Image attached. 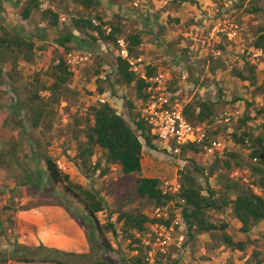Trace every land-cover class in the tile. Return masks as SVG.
Segmentation results:
<instances>
[{
	"label": "rangeland",
	"instance_id": "rangeland-1",
	"mask_svg": "<svg viewBox=\"0 0 264 264\" xmlns=\"http://www.w3.org/2000/svg\"><path fill=\"white\" fill-rule=\"evenodd\" d=\"M13 1L15 0H5V3ZM26 1L21 0L20 2L25 4ZM128 1V12L138 14L133 20L135 22L132 24V29L128 30L129 24L125 23L127 33L139 30L144 33V42L140 48L141 56L135 58L140 60L135 67L137 73L142 76L147 74L150 65L156 66L158 71L155 75L162 73L167 79L166 90L163 93L173 96L177 94L174 101L195 104L201 99H209L218 103L217 116L224 113L226 109L230 113L234 112L230 124L217 123L214 120L211 127L213 130L220 128L221 137L228 139L226 140L228 145L226 153L236 152L237 161H241L245 168L236 167V161H231L235 168L232 171L222 170L224 163L220 162L217 165L219 169L212 174V166L219 157L204 153L198 157L197 163L205 167L206 171L204 174L200 173L197 178L205 187L204 194L208 195L209 183V186L216 191V197L235 199V187L229 188V185H235L236 181L241 187H254L257 178L251 169V150L235 144L231 135L239 129L240 119L245 115H250L252 118L248 125L249 129L257 135L264 133V113H259L260 109H264V90L262 89L264 53L253 46L259 29L264 28V0H139V7L132 6L136 0ZM61 2L63 3L60 9L64 15V30L71 32L72 18L81 10L74 0H61ZM24 4L18 5L17 9L8 10L6 7V10H0V23H5L10 28L23 29L22 31L28 37L43 46L42 41H48V38L37 40L34 32L36 28L47 30L49 25L46 22L45 26H40L38 12L33 14L34 25L31 20L30 23L24 22L21 19ZM256 5L261 6L263 11L252 13ZM103 8L112 14L109 15L113 20L122 19L118 14L119 10L117 14H114L112 6L104 5ZM104 10L100 11V14L104 17L108 16ZM236 26L238 27L237 34L231 38L227 33L232 32L233 28L236 29ZM83 36L90 39L87 35ZM51 43L52 41H48L45 45ZM220 45H223L224 49ZM72 50L88 53L92 60L78 73H74L71 83L73 92L67 100L56 106L53 114L46 116L43 127L37 131V136L43 139L42 142L45 145L43 151L55 161L61 160L65 163L66 172L70 174L75 183L97 189L102 193L106 200V209L99 214L101 223H108L112 216V221H117L119 213L116 211L122 206L121 201L126 197H130L132 201H124V209H138L151 217L154 205L147 199L133 197L138 179L156 177L160 178L162 183L166 180H180V171L187 167L188 157L182 156L181 153L173 155L155 142V147H151L142 139L145 145L143 158L145 170L142 174L125 175L118 165L111 166L108 175L102 176L101 171L94 173V164L100 160L103 165L102 169L107 167L101 150L93 157L92 166H83L82 162H78L76 135L87 125L88 121L93 122L92 111L82 114L80 107L98 103L97 92H93L89 87L94 83L95 77L100 76L99 72L103 73L104 77L110 76V78H100L95 80V83L105 88H113L118 96L125 100L126 105L128 101L137 102L138 99L133 86H125L123 89L116 90L113 83V80L117 81L115 65L120 55L119 46L99 42L97 49L93 52L79 48ZM60 55L62 54L59 53L58 56ZM52 63L53 58L46 59L37 51L34 63L20 64L18 70L21 72L22 80L19 86L23 94V102L31 103L29 98L34 92L33 83L36 73L38 71L49 72ZM252 67L255 69L256 84L252 80L244 81L237 75V72H243L250 77ZM42 80L48 84L54 81L47 74H42ZM119 90L122 92H118ZM4 91L5 96L1 94ZM42 95L48 99L50 93L42 92ZM14 102L16 98L11 88H0V104L5 105L0 108V131L3 127L11 130L16 124L11 112ZM249 103L252 105L250 106ZM135 104L134 113L140 114L141 103ZM38 105L40 106L41 103ZM238 111L241 114L237 115ZM18 112L25 116L23 110ZM119 112L126 115L128 121L136 128L135 119L132 118L127 108L120 109ZM79 120L82 121L80 125H78ZM26 125L29 128L28 120H26ZM20 140L21 137L16 136L15 141ZM23 152V149H20L17 156L15 154L11 156L8 148L0 145V243H6V240L11 242V237H16V215L24 209L32 210L40 206L65 204L73 211L82 210L84 212V207L73 196L67 195L62 186H53L47 181L40 191L32 184L22 185L23 182H27L25 179L27 171L32 172L39 168L43 169V175L46 174V164L42 156L34 161L27 160ZM228 153L222 159L229 157ZM237 168H240L241 172L239 176L234 177L233 173ZM255 189L261 192L256 187ZM208 214L212 222L220 227L227 225V228L212 232L195 230L193 231L195 237L192 238L188 233V225H186L185 229L179 232V235H184V240L179 242V246L174 247L168 256L163 257L159 261L160 264H264V222L250 234H244L241 231L242 224L235 217L231 206L224 207L221 211L210 209ZM117 230V235L108 234L113 249L96 250L94 253L99 255L100 260L124 264L126 260L138 255L142 245L141 241L137 242L139 239L137 233L133 232L132 236H129L124 232L122 224L117 225ZM2 232H5L6 237L1 234ZM225 233L231 235L236 242L245 244V249H233L228 246L224 241ZM47 241L51 242V238L47 237ZM100 241H102L101 238ZM4 252H6L4 248L0 247V253Z\"/></svg>",
	"mask_w": 264,
	"mask_h": 264
},
{
	"label": "trees",
	"instance_id": "trees-1",
	"mask_svg": "<svg viewBox=\"0 0 264 264\" xmlns=\"http://www.w3.org/2000/svg\"><path fill=\"white\" fill-rule=\"evenodd\" d=\"M58 1L27 0L21 12V19L29 23L34 12L41 11L42 20L48 22L53 28H60L63 13L54 7ZM74 3L81 11L72 18L71 27L73 30L86 34L90 39H80L75 35L74 31L67 32L65 30L55 33L54 37L51 38L50 32L47 31L48 29L36 28L34 33L37 35V40H47L48 38L66 51L79 48L93 52L97 49V43L99 42L119 46L118 40L124 37L128 43L129 58L118 56L115 66L116 82L129 87L133 86L139 99H147L149 96L147 89L150 83L132 69L128 60L141 56L140 48L144 42V33L142 31L127 33V26L123 18L106 20L100 14L99 9L103 5L101 0H74ZM6 4L5 0H0V10H6ZM46 4L48 7L42 9V6ZM260 11H263V9L261 6L256 5L251 12L259 13ZM22 30L17 27L10 28L5 23H0V88L10 87L16 98V102L11 106V112L15 117L16 124L11 130L7 129V127L1 129L0 145L6 146L11 156L14 154L17 156V152L23 149L27 160L34 161L41 156L44 158L46 174L43 175V169L39 168L32 172L27 171L25 175L27 182H23L22 185L32 184L40 191L47 181L53 186H62L67 195L73 196L84 207V212L82 210L73 211L68 205L56 204L72 214V217L76 219L88 235L93 251L90 255H83L87 257L88 263L85 264H114L111 261L100 260L99 255L94 253L96 250L113 249L108 234L117 235L118 224H122L124 232L129 236H132L131 233L133 232L143 233L150 222H157V220L152 219L141 210L124 209L123 202L132 201L130 197H126L121 201L122 206L116 211L119 213L117 221H112V216L108 223H101L99 214L106 209V200L102 193L97 189L75 183L71 179L70 174L63 171L57 161L43 151V146L45 145L42 142L43 139L37 136V131L43 127L46 116L53 114L56 106L69 98V95L73 92L71 83L75 74L69 69L63 56L56 55L50 66L51 72L46 71L43 73V71H38L36 73L33 83L34 92L29 98L31 103H28V101L26 103L23 102V94L20 92L19 86V82L22 80L21 72L18 68L22 63H34L37 51L43 47H39L37 41L28 37ZM253 46L264 53V28L259 29ZM220 47L224 49L223 45H220ZM59 57L62 62L57 64ZM250 69V77H247L243 72H237V75L244 81L252 80L256 84L255 69L254 67ZM157 71L158 68L156 66L150 65L146 75L148 78H152ZM42 74H47L53 78V83L44 82ZM262 89L264 90V83ZM98 91L103 94L106 89L99 84ZM42 92L50 93L48 99L42 95ZM1 94L5 96L6 92L4 91ZM40 103L41 105L39 106L38 104ZM128 105L130 115L135 119L134 124L137 129L110 103H105L93 107V122L88 121L87 125L76 135V157L77 161L82 162L83 166H92L94 164L93 157L98 151L101 150L104 155L107 167L102 169L103 165L100 160L94 164V173L101 171L100 174L102 176L108 175L111 171L110 167L114 165L120 166L125 175L143 173L145 145L142 139L151 147H155V144L151 136L150 127L141 119L139 113H134L135 106L132 101H128ZM249 105L251 106L252 104L249 103ZM3 106H5L4 103H1L0 108ZM21 110H23L25 116L18 112ZM184 113L194 123L212 125L217 116L216 114H218V103L209 99H201L195 104L188 102L184 104ZM259 113H264V109H260ZM26 120L29 121V128L26 125ZM251 120L250 115L242 117L239 129L233 132L231 137L235 144L245 146L251 150V169L257 179L254 187H241L239 186L240 183L236 181L235 185H229V188L235 187V199L228 200L225 197L223 199L216 197L217 193L209 186V183L207 187L208 195L204 194L205 187L197 177L200 173L204 174L206 168L200 166L197 160L202 154H206V151L204 147L197 144L182 147L181 155L187 156L189 163L185 169L180 171V181L183 187L181 197L187 202L184 208V216L188 225V233L192 238L195 237L193 234L195 230L198 232H212L227 228V225L220 227L210 220L208 214L210 209L221 211L224 207L231 206L235 217L242 224L241 231L244 234H250L258 225L264 222V133L257 135L252 129H249L248 125ZM81 123L82 121L79 120L78 125ZM219 130L220 128L216 130L211 128V136L225 141L228 140L221 137ZM16 136H20L21 140L15 141ZM228 154L229 157L226 159H222L223 157L220 156L217 158L211 169L212 174H215L219 169L217 165L220 162L224 163L222 170L228 169L232 171L235 166L245 168L241 161H237L236 152L231 151ZM231 161H236V165L233 166ZM161 185L162 180L160 178L140 177L133 197L147 199L154 206L167 204L171 197L163 195ZM255 187L261 192H257ZM26 210L29 209H24L23 211ZM1 234L5 236V232ZM100 238L102 241H100ZM224 241L233 249H245V244L236 242L228 233H225ZM137 242H140V240L138 239ZM11 246L13 249L10 252L0 253V264H6L9 261L84 264L82 263L83 259H77L79 255L51 249L44 244L27 246L16 242L11 243ZM124 264H148L145 251L141 249L138 255L126 260Z\"/></svg>",
	"mask_w": 264,
	"mask_h": 264
},
{
	"label": "built area",
	"instance_id": "built-area-1",
	"mask_svg": "<svg viewBox=\"0 0 264 264\" xmlns=\"http://www.w3.org/2000/svg\"><path fill=\"white\" fill-rule=\"evenodd\" d=\"M139 4V0H136L133 6L139 7ZM46 8L47 5L42 6V9ZM237 28V26L236 29L233 28L227 35L233 38L237 34ZM217 30L219 31L218 27ZM118 45L120 55L129 58L128 43L124 37L118 40ZM62 56L73 73H78L92 60L90 54L76 50L66 51ZM128 60L132 69L137 72L135 67L140 60L135 58ZM61 62L59 57L57 64ZM142 77L150 83V86L147 89L148 98L140 100V117L150 127L155 143L160 144L173 155H179L183 146L197 144L204 147L207 155L224 156L228 148L227 141L211 136L212 125L190 121L184 113V104L173 100L177 94L173 96L163 93L166 90L165 75L159 73L148 78L144 74ZM96 100L98 101L96 105L109 103L105 96ZM96 105L87 104L80 107V112L88 114L92 111V106ZM223 112L215 117V121L230 124L234 112L230 113L228 109ZM236 114L239 115L241 112L238 111ZM57 163L63 171H67L65 163L61 160ZM240 172V168L235 169L233 176H239ZM182 188V183L178 179L163 181L162 193L170 196L171 200L167 204L154 206L151 218L157 222H150L143 233H137L148 264H160L159 261L168 256L172 249L184 240V235H179V232L183 231L187 225L184 216L187 202L181 197Z\"/></svg>",
	"mask_w": 264,
	"mask_h": 264
},
{
	"label": "crops",
	"instance_id": "crops-1",
	"mask_svg": "<svg viewBox=\"0 0 264 264\" xmlns=\"http://www.w3.org/2000/svg\"><path fill=\"white\" fill-rule=\"evenodd\" d=\"M20 1L21 0H15L11 3H7L6 4L7 9L12 10L18 7V5H23L24 3ZM101 1L103 3L102 7L99 9L101 12L104 10L103 8L104 5L112 6L114 10V14H117V11L119 10L118 14L122 18H124V22L126 24H129L128 30L132 29V24L133 22H135L133 20L137 18L136 15L138 13L133 12L132 14H130L128 12V8H129L128 0H101ZM62 5L63 3L61 2V0H59L58 3L54 7L55 9L61 11L60 8L62 7ZM36 12H38L40 15V19H39V21L41 22L40 26H45L44 24L46 23V21L42 20L41 11H35L34 14H36ZM106 13L108 14V16H105V19L113 20L111 17L112 14L109 13V11H107ZM63 17L64 15H62V18H61L60 28H53L48 24L49 27L47 31L50 32L51 38L54 37L55 33L57 34V32L64 31L65 27L63 26ZM34 20H35L34 15H32V18H31L32 25H34L35 23ZM139 29H141V27H139ZM72 31H74L75 35L79 37L80 39L85 38L83 35L86 36V34H82L78 30L72 29ZM48 41H51V40L48 39ZM48 41H42L43 42L42 44H44L43 46L38 44L39 47H43L42 49L38 50L40 56H43L46 59H50V58L52 59V58H55V56L58 55L59 53H61L62 55L65 53V49L56 43L52 42L50 45H45V42H48ZM22 64H29V63H22ZM100 78L105 79L106 77H104L102 73L100 74L99 77H95V80H99ZM95 80H94V83L91 84V87L89 88L93 92L95 93L97 92L98 97L96 99H98L99 97L105 96L107 99V102H109L114 108H116L118 112L120 109H126V108L130 112L128 102L126 105L125 100L123 98H120L118 96V93L115 90H113V88L106 87L105 93L100 94L98 91L99 83L96 84ZM113 83L115 84L116 90L123 89L126 86L121 83L118 84L114 80H113ZM118 92H122V91L119 90ZM137 99H138L137 102L135 100H130L132 101L135 107H136L135 103H137L138 105V103H140V100H141L138 97ZM119 113L122 114V112H119ZM144 168L145 167H143V170H145ZM16 219H17L16 232H15L16 237L15 238L11 237V242L6 240V243L4 242L0 243L1 245L0 247L1 248L3 247L6 252H10L13 249V247L11 246V243L18 242L20 244L27 245V246H40L41 244H44L45 246L51 249H57V250L67 252V253L77 254L79 255L77 259L79 260L83 259L84 261H82V263L84 264L88 263L87 257L83 256V255H90L92 253V245L89 241L88 235L86 231L76 221V219H74L67 212V210L64 209L63 207L61 206H40L38 208H33L32 210L20 211L16 215ZM47 237L51 238V242L47 241ZM0 242H1V239H0ZM6 264H57V263H43V262L25 263V262L9 261Z\"/></svg>",
	"mask_w": 264,
	"mask_h": 264
}]
</instances>
